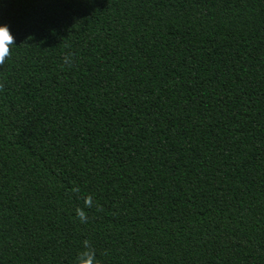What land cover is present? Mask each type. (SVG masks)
<instances>
[{
	"label": "trees",
	"instance_id": "1",
	"mask_svg": "<svg viewBox=\"0 0 264 264\" xmlns=\"http://www.w3.org/2000/svg\"><path fill=\"white\" fill-rule=\"evenodd\" d=\"M0 26V264H264V0H0Z\"/></svg>",
	"mask_w": 264,
	"mask_h": 264
},
{
	"label": "clouds",
	"instance_id": "2",
	"mask_svg": "<svg viewBox=\"0 0 264 264\" xmlns=\"http://www.w3.org/2000/svg\"><path fill=\"white\" fill-rule=\"evenodd\" d=\"M15 46L14 37L9 31L7 26H0V63H3L6 57L10 54V49ZM68 62L67 60L65 61ZM81 219H83V214H79ZM85 248L88 249L78 255L76 264H98L95 261L94 251L88 247L87 242H85Z\"/></svg>",
	"mask_w": 264,
	"mask_h": 264
}]
</instances>
